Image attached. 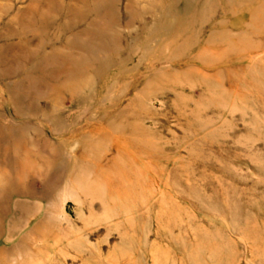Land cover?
I'll return each mask as SVG.
<instances>
[{
    "label": "rangeland",
    "instance_id": "374dc122",
    "mask_svg": "<svg viewBox=\"0 0 264 264\" xmlns=\"http://www.w3.org/2000/svg\"><path fill=\"white\" fill-rule=\"evenodd\" d=\"M188 2L0 0V264H264V0Z\"/></svg>",
    "mask_w": 264,
    "mask_h": 264
},
{
    "label": "bare ground",
    "instance_id": "6f19581e",
    "mask_svg": "<svg viewBox=\"0 0 264 264\" xmlns=\"http://www.w3.org/2000/svg\"><path fill=\"white\" fill-rule=\"evenodd\" d=\"M164 2V1H163ZM194 2V1H193ZM172 3V2H171ZM186 7L187 8H190V3L188 2V0H186ZM201 3H203V2H201ZM208 3V2H207ZM206 3V4H207ZM205 4V5H206ZM174 5V4H173ZM173 7L172 6H170L169 7V10L167 11L169 14H172V11H173V9H172ZM164 10V9H163ZM163 10H161V11H163ZM174 10H176V9H174ZM164 14V12H161V14ZM167 13V14H168ZM160 14V15H161ZM164 15H166V14H164ZM186 14H184V16L181 18V19H179L178 20V25H180V26H183L184 24H186V25H191L192 24V21H190V17H189V15L188 16H185ZM182 16V15H181ZM166 20V19H165ZM176 23H177V21H176ZM165 24H167V23H165ZM164 25V24H163ZM165 26V25H164ZM186 27V26H185ZM185 27H184V29H185ZM185 32V31H184ZM190 32V31H189Z\"/></svg>",
    "mask_w": 264,
    "mask_h": 264
}]
</instances>
